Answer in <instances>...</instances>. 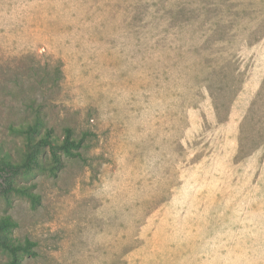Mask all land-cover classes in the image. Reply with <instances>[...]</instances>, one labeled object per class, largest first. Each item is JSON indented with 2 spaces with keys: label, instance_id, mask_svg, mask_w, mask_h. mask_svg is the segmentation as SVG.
<instances>
[{
  "label": "rangeland",
  "instance_id": "rangeland-1",
  "mask_svg": "<svg viewBox=\"0 0 264 264\" xmlns=\"http://www.w3.org/2000/svg\"><path fill=\"white\" fill-rule=\"evenodd\" d=\"M36 111L88 136L0 197L24 264H264V0H0L6 149Z\"/></svg>",
  "mask_w": 264,
  "mask_h": 264
},
{
  "label": "trees",
  "instance_id": "trees-1",
  "mask_svg": "<svg viewBox=\"0 0 264 264\" xmlns=\"http://www.w3.org/2000/svg\"><path fill=\"white\" fill-rule=\"evenodd\" d=\"M8 129L13 135L22 137V146L15 153L0 143V197L8 205L15 196L24 197L37 207L41 197L35 192V184L26 182L28 177L39 173L57 176L64 167L65 158L82 154L88 135L76 136L71 127H66L61 139L38 111L31 120L11 123ZM17 227L18 222L10 214L0 213V252L6 255V264H24L26 257L37 254L36 241L15 236Z\"/></svg>",
  "mask_w": 264,
  "mask_h": 264
}]
</instances>
